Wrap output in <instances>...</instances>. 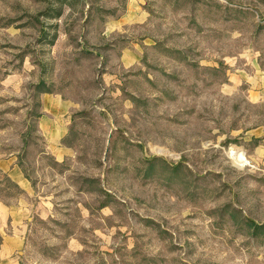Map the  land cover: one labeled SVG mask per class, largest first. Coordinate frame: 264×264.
Here are the masks:
<instances>
[{"label": "rangeland", "instance_id": "obj_1", "mask_svg": "<svg viewBox=\"0 0 264 264\" xmlns=\"http://www.w3.org/2000/svg\"><path fill=\"white\" fill-rule=\"evenodd\" d=\"M133 2L140 18L111 25L129 0H0V158L31 186L0 172V201L29 204L14 258L264 264V103L247 92L264 0Z\"/></svg>", "mask_w": 264, "mask_h": 264}, {"label": "crops", "instance_id": "obj_2", "mask_svg": "<svg viewBox=\"0 0 264 264\" xmlns=\"http://www.w3.org/2000/svg\"><path fill=\"white\" fill-rule=\"evenodd\" d=\"M117 6V4H116ZM136 5L133 0H129L128 13L114 18L110 24L122 25L131 21L138 20L139 14L134 13ZM117 27V26H115ZM247 75V74H246ZM250 86H248V99L252 103H264V72L255 69L248 74ZM0 172L6 174V177L16 185L21 194L25 197L29 195L31 189L29 181L25 178L21 169L16 165L13 158H0ZM26 200V201H25ZM17 200L13 206H6L0 201V264H19L18 259L14 258L16 253H20V249L24 244L26 230L19 225L23 217H26L27 199ZM13 220L11 226H8L9 219ZM11 228V229H8Z\"/></svg>", "mask_w": 264, "mask_h": 264}, {"label": "bare ground", "instance_id": "obj_3", "mask_svg": "<svg viewBox=\"0 0 264 264\" xmlns=\"http://www.w3.org/2000/svg\"><path fill=\"white\" fill-rule=\"evenodd\" d=\"M161 152V151H159ZM233 155V157H232ZM246 154H244L243 151L237 150V149H232L231 152L229 153V157H231V161L232 158L235 159V163H237V166H243L244 162H245V156Z\"/></svg>", "mask_w": 264, "mask_h": 264}, {"label": "trees", "instance_id": "obj_4", "mask_svg": "<svg viewBox=\"0 0 264 264\" xmlns=\"http://www.w3.org/2000/svg\"><path fill=\"white\" fill-rule=\"evenodd\" d=\"M39 92H40V93H45V91H43V90H39Z\"/></svg>", "mask_w": 264, "mask_h": 264}, {"label": "built area", "instance_id": "obj_5", "mask_svg": "<svg viewBox=\"0 0 264 264\" xmlns=\"http://www.w3.org/2000/svg\"><path fill=\"white\" fill-rule=\"evenodd\" d=\"M232 157H233V155H232Z\"/></svg>", "mask_w": 264, "mask_h": 264}]
</instances>
